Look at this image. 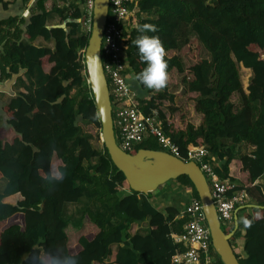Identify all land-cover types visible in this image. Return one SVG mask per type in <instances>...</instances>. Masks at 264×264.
Instances as JSON below:
<instances>
[{
    "label": "trees",
    "instance_id": "obj_1",
    "mask_svg": "<svg viewBox=\"0 0 264 264\" xmlns=\"http://www.w3.org/2000/svg\"><path fill=\"white\" fill-rule=\"evenodd\" d=\"M16 1L0 0V5L7 11ZM21 1L27 6L31 0ZM78 5L68 13L58 7L48 11L45 0H36L26 18L0 20V83L21 75L27 80L25 92L9 95L1 107L7 126L0 127V179L7 183L0 193V264H175L172 257L182 249L172 235L183 233L187 217L179 218L176 207L160 212L151 194L132 191L107 150L97 151L84 136L91 134L83 128H92L99 137L102 126L83 58L89 34L79 32L91 18L81 10V1ZM129 8L137 9V24L124 31V52L143 117L157 113L184 162L189 146L204 147L216 157L222 164L215 168L217 175L235 186L229 197L247 194L256 208L243 215L240 226L246 257L233 251L239 264H264V0H138ZM52 13L59 24L51 27ZM144 25L157 28L146 34L161 39L168 76L185 72L176 53L188 48L196 58L183 83L187 94L196 95L200 126L181 127L167 84L154 93L136 79L146 67L134 44ZM38 38L53 42L54 49L35 45ZM203 50L206 59L198 58ZM240 67L252 73L247 87ZM165 101L168 116L161 110ZM224 140L246 144L253 152L235 159ZM140 149L162 150L150 138L129 153ZM174 181L199 200L186 176ZM13 197H18L14 205L5 202ZM83 198L108 215L86 209L79 226L65 221V205ZM223 230L234 232L232 227ZM239 235L237 230L232 239ZM212 251L214 264H222Z\"/></svg>",
    "mask_w": 264,
    "mask_h": 264
},
{
    "label": "built area",
    "instance_id": "obj_2",
    "mask_svg": "<svg viewBox=\"0 0 264 264\" xmlns=\"http://www.w3.org/2000/svg\"><path fill=\"white\" fill-rule=\"evenodd\" d=\"M36 0H31V4ZM83 3L90 19L93 13L94 0H78ZM138 0H110L108 18L104 28L101 57L112 104L113 128L116 144L129 153L144 141L152 138L166 152L178 159V147L171 142L162 129L156 112L144 118L137 105V95L130 87L131 71L126 62L123 35L128 28L136 27L137 9H130ZM26 15V13H25ZM104 59V62H103ZM212 158L204 147L189 146L187 162H194L208 183L211 198L222 228L232 226L233 215L237 208L247 203L248 196L244 191L229 197L235 186L217 175ZM189 193V202L183 208L182 215L187 217L183 233L172 235L175 244L181 247L172 257L175 264H214L212 242L207 227L203 208L199 200ZM215 252V251H214Z\"/></svg>",
    "mask_w": 264,
    "mask_h": 264
},
{
    "label": "water",
    "instance_id": "obj_3",
    "mask_svg": "<svg viewBox=\"0 0 264 264\" xmlns=\"http://www.w3.org/2000/svg\"><path fill=\"white\" fill-rule=\"evenodd\" d=\"M109 4L110 0H94L90 36L83 57L87 83L102 126L100 137L103 146L114 166L123 173L130 189L139 194L149 195L169 181L186 176L194 186L202 205L215 253L222 264H239L231 245L233 233L224 232L213 205L206 178L194 162H184L163 151L140 149L135 155H131L121 150L116 144L111 98L101 57ZM14 82L15 77L5 84L0 83V93L13 95L11 87ZM253 207L256 208V206H250V208Z\"/></svg>",
    "mask_w": 264,
    "mask_h": 264
},
{
    "label": "rangeland",
    "instance_id": "obj_4",
    "mask_svg": "<svg viewBox=\"0 0 264 264\" xmlns=\"http://www.w3.org/2000/svg\"><path fill=\"white\" fill-rule=\"evenodd\" d=\"M207 1L209 4H212L214 2V0H207ZM20 2L22 3L21 0H20ZM28 4H31V2H29ZM45 5H46V8L48 11H51L52 7H58L61 10H63L65 13H68L73 6L78 5V1L77 0H45ZM81 10H83L85 12L84 7H81ZM50 20H53L54 24H59V19L55 13L50 14ZM79 32H80V34H89V36H90L89 23L81 26L79 29ZM192 37L193 36H191V41H193ZM173 55H175V53H173ZM176 55H179L182 58L184 65H185V72L183 74H178L176 71L171 72L170 75L168 76L167 90H168L169 94L174 96L173 105L178 110H180V114H181V120L180 121H182L181 127L185 128V125L187 123H191L195 127H198L202 123V116L200 114H198L194 108L196 95L195 94H187L186 87L183 83V79L186 77H189L188 69L190 66H192L194 64V62L196 61V58L193 57L191 55V53H189L188 48H185L181 52L176 53ZM198 58H203V59L208 58L206 51L203 50L201 52V54L198 55ZM239 72H240L242 84L243 83L245 84L249 80V77H247L245 72L244 71L242 72V70L240 68H239ZM132 87L134 89L137 88V83L135 81V78L132 79ZM153 92L155 93V92H161V91L160 90H153ZM232 101L237 104L239 101V98L237 96H234L232 98ZM169 105H170V103L165 101L161 107V110L167 116L169 115V113L167 111V107ZM177 118H179V116ZM176 123L177 124L179 123V119ZM83 129H85L84 130L85 132L90 133L92 135V136L89 134L84 135L88 139V141L90 142L92 147L94 149H96L97 151H101L104 146H103L101 137L95 136L96 130H94L92 128H89V129L83 128ZM95 162H96V160H92L91 164L94 165ZM91 164L84 163V166L88 167V166H91ZM53 169H54V167H53ZM6 183H7L6 179H0V193L3 191ZM178 186H179L178 182L169 181L167 184L159 187L154 193H151L150 199L153 200L154 197L159 195L158 193H162L161 196L164 197L165 195L163 193L170 192L169 195L171 197L167 196L170 199L168 198L169 200L165 201L164 205L169 204V202L174 204L176 202V200H174V197L179 195V190H178L179 187ZM126 194H128V192H123L121 195L124 196ZM17 200H18V197H13V198L5 200V202L14 205ZM86 209L91 210L93 213H103L105 215H108V212L106 211V209L100 207L99 205L90 203L87 198H83L76 204L68 203L65 205V209H64L65 221H68L69 223H71L75 226H79L81 213L83 210H86ZM242 213H244V212L240 211L239 216H241ZM146 228H147V226L144 225L143 228L139 229V232L142 235H145V233H147Z\"/></svg>",
    "mask_w": 264,
    "mask_h": 264
},
{
    "label": "crops",
    "instance_id": "obj_5",
    "mask_svg": "<svg viewBox=\"0 0 264 264\" xmlns=\"http://www.w3.org/2000/svg\"><path fill=\"white\" fill-rule=\"evenodd\" d=\"M33 4L34 3L27 4V7H26V5L24 6V4L21 3L19 0V1H16L14 5H10L7 11L3 10L1 5H0V20L6 19L9 16H19L21 14L23 15L24 18H26L29 15V8ZM25 13H26V15H25ZM48 25L51 27L57 25V24H54L53 20H50V16L48 18ZM34 44L37 46H40V47H46V48H49L52 50L54 49L53 42H51V41L45 42L41 38H38ZM240 69L242 70V72L243 71L245 72L246 76L249 77V79L251 78L252 73L250 70L243 69L241 67H240ZM131 80H132V78H131ZM26 81L27 80L23 75H21V77L19 79L15 80L14 84L11 87L13 95L25 92L24 88L27 84ZM248 81L245 84L243 83V85L245 87H247ZM8 101H9V94L0 93V127H6L7 126L6 118L3 116L2 112H1V107L3 106L4 102L7 103ZM223 144L225 146H228L233 151L235 159H240L242 156H244L246 154H250L253 152V149L251 147L247 146L246 144L233 145L229 140H224ZM212 164L215 168H221L222 167V164L219 162V160L216 157L212 158ZM260 183H262V181H260ZM178 187H179V189H178L179 195L174 197V200H176V202L174 204L169 202V204L164 205L165 201H168L170 199L169 197H167V196H170L169 195L170 192L163 193L165 195L164 197L161 196L162 193H158L159 195L154 197L153 200L150 199L151 204L160 212H164L169 207H176L179 210V218H180V216L182 215L183 208L189 202L190 197H189V193H188L187 188H184L180 184ZM252 205H253L252 202L248 199L247 203L244 206L237 208V210L235 211V213L233 215V221H232V226H231L232 228H234L233 235L237 230L239 231L240 235H239V237H237L235 239H231V245H232V248L234 247L237 249L240 258L246 257V253L244 250V235H245V233H244V230L240 226L243 222V215L246 213L247 214L250 213V209H251L250 206H252ZM240 211L244 212V213H242L241 216H239ZM140 227H142V226H140Z\"/></svg>",
    "mask_w": 264,
    "mask_h": 264
},
{
    "label": "clouds",
    "instance_id": "obj_6",
    "mask_svg": "<svg viewBox=\"0 0 264 264\" xmlns=\"http://www.w3.org/2000/svg\"><path fill=\"white\" fill-rule=\"evenodd\" d=\"M139 35L134 44L146 67L137 74L136 79L148 89L160 90L168 81V64L165 60V49L159 36H149L147 32H157L155 25H144L138 28Z\"/></svg>",
    "mask_w": 264,
    "mask_h": 264
}]
</instances>
